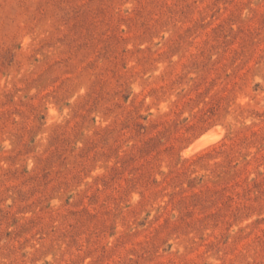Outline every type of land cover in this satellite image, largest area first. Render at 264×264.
I'll return each instance as SVG.
<instances>
[{
    "label": "clouds",
    "instance_id": "1",
    "mask_svg": "<svg viewBox=\"0 0 264 264\" xmlns=\"http://www.w3.org/2000/svg\"><path fill=\"white\" fill-rule=\"evenodd\" d=\"M3 214L0 264H264V0H0Z\"/></svg>",
    "mask_w": 264,
    "mask_h": 264
},
{
    "label": "rangeland",
    "instance_id": "2",
    "mask_svg": "<svg viewBox=\"0 0 264 264\" xmlns=\"http://www.w3.org/2000/svg\"><path fill=\"white\" fill-rule=\"evenodd\" d=\"M193 66H196V65L194 64ZM213 86H214V82H213L212 84H209L206 88H204V90H203L202 92L198 93L197 96H196L195 98H191V99H189V100L187 101V104H188V105H194V104H197V103L201 100L202 96H203L204 94H206L207 91H208L211 87H213ZM20 198L23 199V194H20ZM0 218L6 220V219H7V214L0 215ZM13 223H15V220H14V219H13Z\"/></svg>",
    "mask_w": 264,
    "mask_h": 264
}]
</instances>
